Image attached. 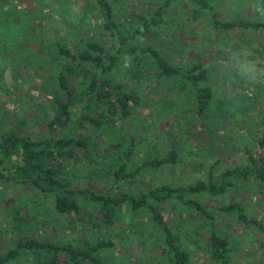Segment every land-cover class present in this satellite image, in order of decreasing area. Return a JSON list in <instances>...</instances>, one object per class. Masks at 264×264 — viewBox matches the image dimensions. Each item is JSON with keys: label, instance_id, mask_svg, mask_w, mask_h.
I'll return each mask as SVG.
<instances>
[{"label": "trees", "instance_id": "trees-1", "mask_svg": "<svg viewBox=\"0 0 264 264\" xmlns=\"http://www.w3.org/2000/svg\"><path fill=\"white\" fill-rule=\"evenodd\" d=\"M116 1L87 0L98 8L100 21L97 24L102 38L108 35L107 43L102 44L103 39L92 37L81 39L79 31L73 33L75 41H67L64 32L61 37L55 33L50 39L41 37L38 42L31 43L33 50H39L45 56L42 59L45 67L50 66V72L43 75L42 88L35 89L44 100L38 108L43 114L41 123L46 132L37 134L25 129L19 133L13 126L5 129L6 115L1 117L4 122L0 119V183L34 189L43 201H49L56 217L63 218L72 232L79 226L82 229L109 227L126 208L141 218L147 212L154 228L151 233L162 242L161 251L166 263L190 264V249L175 237L161 212V202L171 200L175 208L184 206L202 214L208 228L206 254L212 264H232L229 239L219 232L215 212L233 214L239 220L253 224L263 238L264 222L249 219L240 202H224L215 208H207L200 197L225 196L238 182L247 180L264 189V117L263 129L255 143L259 153L246 144L243 152L246 162L221 171L218 177L213 174L212 164L207 180L178 186L161 183L149 188L134 184L146 171L174 167L179 154L176 149H170L161 156L145 154L138 161L133 159L138 137L121 130L137 109L144 106L147 97L140 94L138 88L129 87L127 82L141 84L153 76L172 79L181 90L192 95L194 114L191 119L200 118L204 124H214L226 115L224 102L216 97L212 86L204 83L209 75L204 64L173 63L159 48L142 45L146 35L157 37L161 34L164 14L172 2L182 0H158L154 11L132 10L129 14H120ZM186 1L192 3L189 11L193 14L206 10L209 23L216 31H264V20H224L214 11L211 0ZM1 13L4 16L8 12L3 8ZM5 19L0 41L6 44L10 42L7 32H14V28L6 24ZM15 36H18V43L13 47L6 46L10 48L9 52L19 45L23 52L27 51L30 43L23 42L19 33L11 38ZM209 119L216 121L208 122ZM88 128H91L90 132L86 131ZM76 167L87 171L91 180L105 178L109 190L119 187L120 192L96 191L87 184L77 186L74 181ZM85 207L87 217L82 215ZM5 216L15 239L10 249L0 253V264H112L105 261L102 254L114 247L111 237L72 238L60 242L39 240L17 235L24 231L25 225L13 202ZM133 226L134 222L130 224L131 228Z\"/></svg>", "mask_w": 264, "mask_h": 264}, {"label": "rangeland", "instance_id": "rangeland-1", "mask_svg": "<svg viewBox=\"0 0 264 264\" xmlns=\"http://www.w3.org/2000/svg\"><path fill=\"white\" fill-rule=\"evenodd\" d=\"M157 1L117 0L115 6L120 14H129L132 10L145 13L147 9L154 11ZM191 4L186 0L172 2L164 14L161 34L157 37L146 35L142 45L159 48L173 63L204 64L209 74L204 83L212 86L216 97L224 102L226 117L217 122L209 119L208 122L214 124H204L200 118L191 119L194 114L192 95L181 90L172 79L153 76L141 84L127 82L129 87L138 88L139 93L147 97L144 106L137 109L121 130L138 137L133 159L138 161L145 154L161 156L170 149H176L179 154L174 167L146 171L139 180L136 179L134 184L141 187L161 183L178 186L207 180L212 164L213 174L218 177L221 171L246 162L243 153L246 144L253 152L260 151L255 143L263 129L264 117V31H216L209 23L208 12L200 10L193 14L189 11ZM211 4L218 17L224 20H264V0H211ZM3 8L9 14L3 16ZM97 13V6L87 0H0V32L4 33L5 18L6 24L13 25L15 32H7L10 42L0 41V119L4 122L1 117L6 115L5 129L13 126L19 133L25 129L37 134L46 132L41 123L43 114L38 108L44 100L35 89L42 88L43 75L50 72V66L45 67L42 62L45 56L39 50H33L31 43L38 42L41 37L50 39L55 33L61 37L64 32L67 41H75L74 32L78 31L81 39L92 37L103 39L102 44L107 43L108 35L102 38ZM18 33L23 42L30 43V48L23 52L19 45L9 52L10 48L6 46L13 47L18 43V36L11 38ZM86 131L90 132L91 128ZM76 170L74 181L77 186L87 184L96 191L120 192L119 187L109 190L105 178L91 180L87 171L77 167ZM200 198L207 208H215L224 202H240L249 219L264 222V189L257 183L240 181L225 196L215 199L203 195ZM12 202L18 206L25 225L24 231L17 235L59 242L72 238L111 237L115 244L102 253L105 261L112 264H168L161 251L162 242L151 233L154 228L147 212L141 218L126 208L109 227L82 229L79 226L72 232L63 218L56 217L49 201H43L34 189L8 183H0V253L14 245V231L5 216ZM177 206L175 208L171 200L160 204L164 220L175 237L190 249V264H212L206 254L208 228L202 214ZM83 211L82 215L87 217V208ZM215 214L219 232L228 236L232 264H264L261 232L233 214L221 211Z\"/></svg>", "mask_w": 264, "mask_h": 264}]
</instances>
